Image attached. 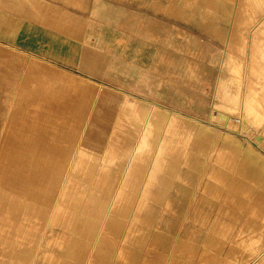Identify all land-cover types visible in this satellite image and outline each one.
<instances>
[{"label":"rangeland","instance_id":"374dc122","mask_svg":"<svg viewBox=\"0 0 264 264\" xmlns=\"http://www.w3.org/2000/svg\"><path fill=\"white\" fill-rule=\"evenodd\" d=\"M121 1L201 37L227 56L229 67L219 68L227 89L219 90L215 105L235 120L206 126L172 111L166 121L154 118L155 177L135 179L139 183L129 187L123 205L127 210L107 221L98 214L108 212L123 179L80 177L95 174L90 171L97 166L91 169L83 152L75 155L76 143L68 139L75 134L79 140L80 124L72 128L67 112L79 116L82 105L90 108L94 99L83 96L96 89L88 80L0 44V264H250L264 254V151L247 139L255 140L256 132L264 138V0H244L234 20L233 0ZM239 128L244 135L235 134ZM19 166L54 168L58 175L82 180L85 193L80 203H69L66 223L46 219L63 178L49 188L44 180L52 174L44 169V182L28 186L31 172ZM146 188L154 193L143 195ZM22 205L34 206L35 221L8 216ZM29 229H35V237L24 250L16 238Z\"/></svg>","mask_w":264,"mask_h":264},{"label":"crops","instance_id":"0c3cea01","mask_svg":"<svg viewBox=\"0 0 264 264\" xmlns=\"http://www.w3.org/2000/svg\"><path fill=\"white\" fill-rule=\"evenodd\" d=\"M243 6L244 0H233L230 9L233 20ZM0 44L88 80L96 89L83 96L94 101L90 108L82 105L77 111L81 117L74 111L67 112L72 114V128L80 124L76 129L79 140L75 141V134L68 139L76 143L75 155L83 152L89 156L90 168L97 166L90 171L95 174L80 177L123 179L112 192L113 203L108 212L98 214L104 220L114 219L119 211L127 210L123 205L128 200L129 187L139 183L135 179L155 177L154 118L166 121L172 111L206 126L225 119L235 120L215 105L219 90L223 93L227 89L226 76H221L223 80L219 77V68L228 64L227 56L217 53L216 47L201 37L121 0L72 4L56 0H0ZM231 47L232 50L236 47L234 39ZM58 79L68 89H74L64 79ZM205 114L207 120L200 117ZM235 134L244 135V131L239 128ZM253 137L255 140L248 136L247 139L264 151V138L259 132ZM251 154L248 149L247 157ZM255 161L263 162L259 157ZM50 169L46 168L52 174L48 178L49 188L55 186L58 178L63 179L58 182L56 202L46 212V219L66 223L71 200L80 203L83 198V182L72 174L58 175L57 170ZM31 174L42 176L41 171ZM152 192L146 188L142 194L148 196ZM24 205L8 214L11 218L21 215L35 221L37 210L32 205L26 210ZM23 234L17 236L16 242L28 250L35 229ZM250 264H264V254Z\"/></svg>","mask_w":264,"mask_h":264},{"label":"bare ground","instance_id":"6f19581e","mask_svg":"<svg viewBox=\"0 0 264 264\" xmlns=\"http://www.w3.org/2000/svg\"><path fill=\"white\" fill-rule=\"evenodd\" d=\"M208 7V6H207ZM212 7V6H211ZM171 9V8H170ZM214 9V8H213ZM169 10V9H168ZM173 10V9H172ZM162 11H164V10H162ZM175 15V14H174ZM173 15V16H174ZM15 101V100H14ZM44 101V100H43ZM14 103V102H13ZM15 104V103H14ZM55 105V104H54ZM56 106V105H55ZM59 110V109H58ZM63 110V109H62ZM54 111V110H53ZM59 112H60V110H59ZM80 115H82L81 113H80ZM60 117V116H59ZM79 117H81V116H79ZM40 118V117H39ZM83 118V117H82ZM81 118V119H82ZM79 119V121L81 122L82 121V123H84V119ZM26 120V119H25ZM41 121H42V119H40ZM44 120V119H43ZM29 121V120H28ZM40 121V122H41ZM73 121V120H72ZM29 123V122H28ZM27 123V125H29ZM43 123V122H42ZM32 124V123H31ZM19 125V124H18ZM43 125V124H42ZM45 125V124H44ZM43 125V126H44ZM20 126V125H19ZM13 127V126H12ZM26 128L28 127V126H25ZM31 127V126H30ZM33 127V126H32ZM14 128V127H13ZM49 128V127H48ZM13 130V129H12ZM25 130V129H24ZM31 131V130H30ZM43 133L44 132H46V131H42ZM51 133V132H50ZM39 136V135H38ZM29 137V136H28ZM35 137V136H34ZM33 137V138H34ZM25 138H26V136H25ZM35 139V138H34ZM38 139V138H37ZM31 142H33V141H31ZM48 142V141H47ZM44 143H45V141H44ZM50 143V142H49ZM7 144V143H6ZM24 144H25V142H24ZM32 144H34V143H32ZM39 144V143H38ZM41 144V143H40ZM48 144V143H47ZM11 145V144H10ZM12 146H13V143H12ZM52 146V145H51ZM5 148H6V146H4ZM40 147V146H39ZM60 147V146H59ZM42 149V148H41ZM51 149V148H50ZM37 150V149H36ZM40 150V149H39ZM47 150H48V148H47ZM20 152V151H19ZM28 152V151H27ZM48 153V152H47ZM20 154V153H19ZM24 154V153H23ZM34 154H35V151H34ZM10 155H11V153H10ZM44 155V154H43ZM42 154H41V156H43ZM34 157V156H33ZM36 157V156H35ZM38 157V156H37ZM15 158H17V156L15 157ZM28 158H29V156H28ZM34 159V158H33ZM12 160H14V159H12ZM16 161V160H15ZM13 163V162H12ZM14 164H16L15 162H14ZM18 164V163H17ZM24 164V163H23ZM19 165V164H18ZM25 165V164H24ZM30 165H32V164H30ZM35 165H37V164H35ZM8 166H10L9 164H8ZM7 166V167H8ZM22 166V165H21ZM21 166H19V167H21ZM22 169H25V173L26 172H31V173H34V172H38V171H43L44 169H46L45 167H42V166H36V167H30V169H29V167L27 166V168L26 167H21ZM43 178L45 179V178H47V177H45V176H39V175H37V174H31V176H29V178L28 179H26L25 180V183H27V185L29 186L30 184H36V182L37 183H41L42 181H43ZM49 178V177H48ZM48 178H47V180H44L45 181V183H46V186H47V184L49 183V181L50 180H48ZM10 181H12V180H10ZM43 181V182H44ZM9 184V183H8ZM7 185V184H6ZM13 185V184H12ZM19 185V184H18ZM26 185V186H27ZM14 186V185H13ZM24 184H20L19 185V188L20 189H23L24 188ZM16 187V186H15ZM41 188V187H40ZM22 195V194H21ZM32 212V211H31ZM24 213V212H23ZM9 215V214H8ZM15 216H17V215H15ZM23 217V216H22Z\"/></svg>","mask_w":264,"mask_h":264}]
</instances>
